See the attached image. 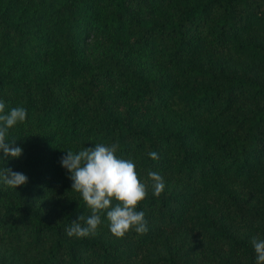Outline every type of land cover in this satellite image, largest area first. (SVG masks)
Returning a JSON list of instances; mask_svg holds the SVG:
<instances>
[{
	"label": "trees",
	"instance_id": "16d2710c",
	"mask_svg": "<svg viewBox=\"0 0 264 264\" xmlns=\"http://www.w3.org/2000/svg\"><path fill=\"white\" fill-rule=\"evenodd\" d=\"M0 101L27 110L0 171L28 177L0 183V264H256L264 0H0ZM97 143L147 184L146 234H66L91 213L61 158Z\"/></svg>",
	"mask_w": 264,
	"mask_h": 264
},
{
	"label": "clouds",
	"instance_id": "9594fccd",
	"mask_svg": "<svg viewBox=\"0 0 264 264\" xmlns=\"http://www.w3.org/2000/svg\"><path fill=\"white\" fill-rule=\"evenodd\" d=\"M5 103L0 101V151L4 157L18 159L23 149L16 146L17 141L8 142L9 130L27 119V110L23 107H13L5 112ZM118 143L106 145L95 144L85 147L78 153L66 151L61 158V166L65 168L72 181L73 191L81 194L83 201L90 209L88 217L81 216L80 221L72 222L66 229L69 237L86 238L95 236L102 223L101 216L106 214L110 232L116 238H124L132 231L144 235L148 231L147 221L139 205L146 199L147 184L142 182L135 163L117 155ZM152 160L158 159L156 152H149ZM152 182L153 195L159 197L165 189L163 177L149 170L147 172ZM28 177L20 172L4 168L0 171V183L13 189L25 185ZM256 264H264V239L253 238L251 241Z\"/></svg>",
	"mask_w": 264,
	"mask_h": 264
}]
</instances>
